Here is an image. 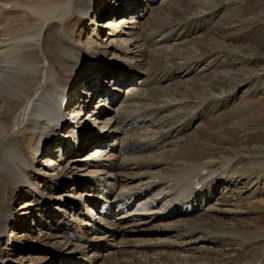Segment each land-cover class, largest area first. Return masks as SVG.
<instances>
[{"label":"bare ground","instance_id":"bare-ground-1","mask_svg":"<svg viewBox=\"0 0 264 264\" xmlns=\"http://www.w3.org/2000/svg\"><path fill=\"white\" fill-rule=\"evenodd\" d=\"M247 1L0 0V264L44 207L30 264H264V114L245 112L264 66L239 62L264 54L242 30L264 2ZM99 199L121 220L115 207L137 204L160 231L121 232L140 250L104 260Z\"/></svg>","mask_w":264,"mask_h":264},{"label":"rangeland","instance_id":"rangeland-1","mask_svg":"<svg viewBox=\"0 0 264 264\" xmlns=\"http://www.w3.org/2000/svg\"><path fill=\"white\" fill-rule=\"evenodd\" d=\"M247 2H248L247 4L250 6L251 10L254 9L252 11H256V9H257L256 4L257 3H262V2H264V0H248ZM262 17L259 18V19H253L252 18L251 20H248V23L245 22L244 23L245 25L242 26V30L244 31V33H248L249 36H250V38L252 36L253 37L252 40L255 39L256 41L257 40L258 41H262V45L261 46H262V48H264V11L262 12ZM213 25H217V24H213ZM217 27H218V29H216ZM213 28L216 30L215 32H218L219 33L221 31L219 29L220 28L219 26H216V27H213ZM231 42H233L232 43L233 45H237L236 43H234L235 42V38ZM245 52L247 54L246 60H245L244 57H242L243 60H242L241 57H239V59H240L239 60V62H240V69H241L240 72L241 73L246 74V73H249L252 70H254V69H256V68H258L260 66H264V54L263 55L260 54L256 50V46H253V45L252 46H249V48H247L245 50ZM263 52H264V50H263ZM108 64H110V62H109V60H106L103 63L102 66L103 67H106ZM113 64H115V63H113ZM115 65H117L118 67H121V64L120 63H116ZM247 77H245V79H243V80L251 79L253 77V73H250ZM235 87L232 88L230 91H227L228 93L227 92H225V93H227L228 95L230 94V96H232V97H235L236 93L238 92V91H235L238 87H236V88ZM253 99L254 100L251 99V101H250V102H252L251 104H253V105H251V104L248 103L247 106L248 105L249 106L246 107L247 110H245V112H248L247 114H249V112H250L251 114H253L252 116H254L256 114H260V113L264 114L263 113L264 112V107H263L264 106V100L261 101L262 99H260V101H259L258 100L259 98H257V97L256 98L254 97ZM255 107L258 108V110H256ZM252 108L254 109V111H253ZM251 110H252V112H251ZM86 151H84V152L81 153L82 156L85 155L84 153ZM117 174L119 175V177L123 175L122 173L121 174L120 173H117ZM115 187H116V185H114L113 188H115ZM161 189H159V190H161ZM75 191H77L75 194H71V192H75ZM82 191L84 192L85 190L84 189H72V187L70 185H68L66 192L69 193V195H76L74 197L79 200L78 202L77 201H73V203H75V202L78 203L74 207L73 213L76 216L78 215L82 219H86V216H85V214H83V212L81 211V207H80V205H81V201L80 200H81L82 197L81 196L79 197V193L82 192ZM58 193H61V192H58ZM61 194L64 195L66 193L62 192ZM77 195H78V197H77ZM30 198L31 197L27 196L25 198L26 201L24 199H22L21 201H19L18 204H16L15 207H17L18 205H20L22 202H27L28 200H30ZM29 202L31 203V201H29ZM125 206L126 207H125L124 211H127V212L124 214V216L126 217V220H125V218L123 220H119L118 219V222L115 224L114 227H112L113 228L112 231H114L113 237H102V238L99 237L100 239H96V240L93 241V243L95 242L96 245L101 246L103 248L102 249V248L97 247L95 251L97 253H99L100 255L101 254L104 255V257H105L104 260H106V257H107V254L108 253H113L114 254V258H115L116 254H122L124 256H127V255L130 256L133 252H136L135 250H140L139 247H135L132 244L127 243L131 239L134 240V238L128 237L127 234H126V236L123 235V234H120L121 232L122 233H125V232L129 233V232H131L132 234H129V235H136L138 233V235L150 234L152 236L155 232H159L160 231V230L158 231V229H156V228H151L150 227L151 223H153V222H150V224L149 223L148 224H141L142 223L141 221H143L147 216L146 215H142L143 213H145V211H139V210L138 211H135L136 209H139V206H137V204H134V205L132 204L130 206L125 205ZM34 207L36 208V206H34ZM36 209H35V211H36ZM38 211H40V210H38ZM38 211H37V216L38 217H42L43 218V221H40L39 220L38 222H36L35 224L38 225V226H36L34 224V222H32V224L31 223L29 224V228L32 231H33V229H36L34 231H37L36 232L37 234L36 233L29 232V230L28 231L25 230V231H23V232L20 233L21 236H24L23 239H21L19 242L18 241L15 242V241L12 240V243H14L13 244V247H12L14 249V253L12 251H10L9 253H10V258L13 261H15V262L9 261L11 264H30V261L34 258V256H37V255H33V254L39 253L38 251L35 252L33 250H40L41 248H39L37 246H41V245H43L45 243V242H41V241H36V239H38V238L40 239V235L43 234V233H48V234L51 233V227L50 228L48 227V229L46 230L45 229V224H44V226H42L44 220L46 219L45 207L42 210V213H40ZM68 211H71V210L68 209ZM254 214H252V215H254ZM257 215L258 214L254 215V216H251V214H250L249 218L250 219L253 218V219L252 220H249V223H251V221H252V223L255 222V221L257 222V218H256ZM258 216H260V215H258ZM254 218H256V219H254ZM16 223L17 222H15L14 227L16 226ZM255 224L256 223H254V225ZM50 225L52 226V223H50ZM91 225H92V223L91 224H88V226L83 225L81 227L83 228L84 231H88L90 233L88 235L89 237H94L93 235H95L94 234V232H95V229L94 228L95 227L94 226H91ZM89 229H91V230H89ZM17 232H19V231H17ZM162 233H165V232L163 231ZM123 238H125V240L127 241L126 242L124 240V242L126 244L123 243V241H121ZM165 238H169V239H166V240H168L170 242L174 241V239L172 237H170V235H168V237L167 236H164V239ZM7 239L8 238L5 237L3 239L4 240L3 242H6L7 241L6 247L12 249L11 247H9L10 246L9 245L10 244L9 241H11V238L9 237V239L8 240ZM150 243H151V245L154 244V242L152 243V241ZM176 244H178L177 247H179V249H182L184 247V245H182V244H179V243H176ZM200 245H208L209 246V244H204V243H201V242H200ZM41 247H43V246H41ZM190 247L191 246H186L185 249H189ZM16 248H17V250H15ZM165 248H166L165 246L163 248H160L159 246H157V247H154V250H156V249L166 250L167 248L166 249ZM42 250H44V249H42ZM129 250H131V252ZM113 251H116V252H113ZM5 253L7 254L8 251H6ZM42 253H44L42 256L46 257L45 252H42ZM136 256H135L136 259H140V255H136ZM38 257H41V256H38ZM132 261H134V258H133ZM9 262H8V264H10ZM80 262L82 264V261H80ZM4 263H6V262H4ZM98 263L99 264L102 263V259Z\"/></svg>","mask_w":264,"mask_h":264}]
</instances>
